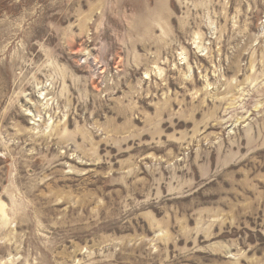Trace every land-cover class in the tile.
<instances>
[{
    "label": "rangeland",
    "instance_id": "374dc122",
    "mask_svg": "<svg viewBox=\"0 0 264 264\" xmlns=\"http://www.w3.org/2000/svg\"><path fill=\"white\" fill-rule=\"evenodd\" d=\"M0 202V264H264V0H0Z\"/></svg>",
    "mask_w": 264,
    "mask_h": 264
},
{
    "label": "bare ground",
    "instance_id": "6f19581e",
    "mask_svg": "<svg viewBox=\"0 0 264 264\" xmlns=\"http://www.w3.org/2000/svg\"><path fill=\"white\" fill-rule=\"evenodd\" d=\"M45 92V91H44ZM45 96H47V94H45ZM43 97L42 95L39 97L40 99L42 98V99H46V97ZM48 97V96H47ZM41 102H42V100H41ZM47 102V101H46ZM44 103V102H43ZM46 105H48L47 103H46ZM45 107V106H44ZM31 119L33 120V122L34 121H37V120H39L40 119V115H38V114H34V115H32L31 116ZM52 126V125H51ZM48 127V126H47ZM46 128V127H45ZM3 209H4V205H3V203L2 202H0V211H3Z\"/></svg>",
    "mask_w": 264,
    "mask_h": 264
}]
</instances>
